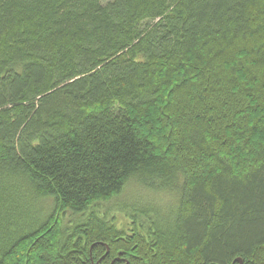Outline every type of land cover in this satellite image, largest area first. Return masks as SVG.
I'll return each instance as SVG.
<instances>
[{
    "label": "trees",
    "instance_id": "16d2710c",
    "mask_svg": "<svg viewBox=\"0 0 264 264\" xmlns=\"http://www.w3.org/2000/svg\"><path fill=\"white\" fill-rule=\"evenodd\" d=\"M0 264H264V0H0Z\"/></svg>",
    "mask_w": 264,
    "mask_h": 264
},
{
    "label": "rangeland",
    "instance_id": "374dc122",
    "mask_svg": "<svg viewBox=\"0 0 264 264\" xmlns=\"http://www.w3.org/2000/svg\"><path fill=\"white\" fill-rule=\"evenodd\" d=\"M106 1H108V0H106Z\"/></svg>",
    "mask_w": 264,
    "mask_h": 264
},
{
    "label": "water",
    "instance_id": "95a60500",
    "mask_svg": "<svg viewBox=\"0 0 264 264\" xmlns=\"http://www.w3.org/2000/svg\"><path fill=\"white\" fill-rule=\"evenodd\" d=\"M239 262V261H238ZM240 263V262H239Z\"/></svg>",
    "mask_w": 264,
    "mask_h": 264
}]
</instances>
